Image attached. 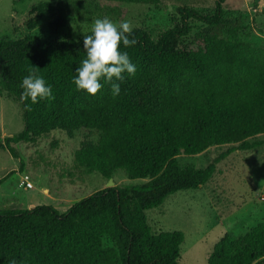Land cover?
<instances>
[{
  "label": "trees",
  "instance_id": "1",
  "mask_svg": "<svg viewBox=\"0 0 264 264\" xmlns=\"http://www.w3.org/2000/svg\"><path fill=\"white\" fill-rule=\"evenodd\" d=\"M153 3L159 0H112ZM211 12L179 5L169 28L153 38L133 28L135 45L124 47L135 65L123 73L120 93L111 84L96 95L77 90L75 69L86 58L83 34L77 39H44L26 35L10 40L0 35V91L18 101L22 129L4 138L30 141L51 130L72 134L96 129L98 140L75 152L76 163L104 178L121 169L142 184L103 187L61 212L50 204L0 208V264H179L181 232H153L145 211L160 206L177 191L196 189L230 152L259 143L264 133V48L242 38L238 26L224 21L223 3ZM191 22L204 28L192 46L183 44ZM194 46V47H193ZM36 66L54 99L21 102L22 80ZM147 90V100L136 101ZM27 103L31 110H25ZM233 144L205 167L182 165L179 154L194 155L214 145ZM236 144V145H234ZM7 176L0 177V184ZM111 245L104 246L103 238ZM207 264H264V222L233 235L225 233L212 246Z\"/></svg>",
  "mask_w": 264,
  "mask_h": 264
},
{
  "label": "rangeland",
  "instance_id": "2",
  "mask_svg": "<svg viewBox=\"0 0 264 264\" xmlns=\"http://www.w3.org/2000/svg\"><path fill=\"white\" fill-rule=\"evenodd\" d=\"M215 0H159L125 3L112 0H0V35L10 40L26 35L44 39H77L90 32L97 18L114 22L131 21L133 28L157 37L169 28L179 5L211 12ZM224 21L238 26L239 33L253 46L264 48V0H225ZM204 27L191 22L183 44L192 46L194 35ZM194 47V46H193ZM1 73V71H0ZM143 90L136 101L147 100ZM23 127L17 100L0 91V208H31L50 204L65 211L78 199L101 189L109 179L88 172L75 161V152L98 140L96 129L81 127L71 135L54 129L30 141L12 143L16 157L6 149L4 138ZM259 143L252 149H236L216 164L212 176L196 189L177 191L163 203L145 211L153 232L183 234L179 264H207L213 244L225 233L242 234L264 222V133L249 138ZM233 144L214 145L194 154H179L182 165L203 168ZM236 145V144H234ZM31 182L26 188L24 177ZM114 185L142 184L146 179H129L121 169L110 177ZM104 246L110 239L103 238Z\"/></svg>",
  "mask_w": 264,
  "mask_h": 264
},
{
  "label": "clouds",
  "instance_id": "3",
  "mask_svg": "<svg viewBox=\"0 0 264 264\" xmlns=\"http://www.w3.org/2000/svg\"><path fill=\"white\" fill-rule=\"evenodd\" d=\"M132 36L131 21L114 22L108 17L95 19L91 34L83 36V50L86 52V58L75 69L72 83L76 89L96 95L103 87L100 83L103 78L111 84L112 95L118 96L120 85L113 82V78L116 81H122L123 73L134 75L136 71L128 54L120 51L121 43L126 48L136 44L135 38H129ZM36 68L33 66L22 80L21 102L30 100L31 104H36L41 99H54L51 87L36 74ZM25 110H31L27 103H25ZM9 264H16V262L10 260Z\"/></svg>",
  "mask_w": 264,
  "mask_h": 264
},
{
  "label": "built area",
  "instance_id": "4",
  "mask_svg": "<svg viewBox=\"0 0 264 264\" xmlns=\"http://www.w3.org/2000/svg\"><path fill=\"white\" fill-rule=\"evenodd\" d=\"M24 183H25L26 188H31L32 184L28 180L27 176L24 177Z\"/></svg>",
  "mask_w": 264,
  "mask_h": 264
},
{
  "label": "water",
  "instance_id": "5",
  "mask_svg": "<svg viewBox=\"0 0 264 264\" xmlns=\"http://www.w3.org/2000/svg\"><path fill=\"white\" fill-rule=\"evenodd\" d=\"M109 179V182L107 183L106 187H111L114 185V182L111 178H108Z\"/></svg>",
  "mask_w": 264,
  "mask_h": 264
},
{
  "label": "crops",
  "instance_id": "6",
  "mask_svg": "<svg viewBox=\"0 0 264 264\" xmlns=\"http://www.w3.org/2000/svg\"><path fill=\"white\" fill-rule=\"evenodd\" d=\"M1 184H2V183H1ZM1 184H0V185H1Z\"/></svg>",
  "mask_w": 264,
  "mask_h": 264
}]
</instances>
